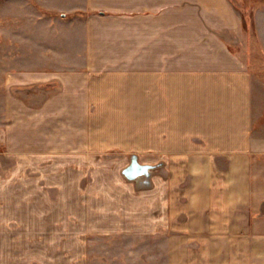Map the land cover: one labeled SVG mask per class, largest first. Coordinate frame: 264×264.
<instances>
[{
  "label": "crops",
  "instance_id": "0c3cea01",
  "mask_svg": "<svg viewBox=\"0 0 264 264\" xmlns=\"http://www.w3.org/2000/svg\"><path fill=\"white\" fill-rule=\"evenodd\" d=\"M57 2L84 62L23 74L59 91L32 116L41 147L18 153L44 158L38 177L0 184L2 264H264V130L243 12L233 0ZM62 123L71 147L48 148Z\"/></svg>",
  "mask_w": 264,
  "mask_h": 264
},
{
  "label": "rangeland",
  "instance_id": "374dc122",
  "mask_svg": "<svg viewBox=\"0 0 264 264\" xmlns=\"http://www.w3.org/2000/svg\"><path fill=\"white\" fill-rule=\"evenodd\" d=\"M233 1L243 12L249 28L255 129L264 130V0ZM62 9L57 0H0V184L15 179L28 180L30 176L38 177L35 176L38 173L32 171L36 168L31 167H36L44 158L32 155L21 160L18 153L41 147L40 127L35 123L37 118L32 116L40 111L47 98L59 91L54 79L47 80L53 76H35V83L24 84L23 74L78 70L84 62L80 55L77 56L83 51L81 29L73 27L71 14ZM100 110L94 109L95 113H101ZM147 111L150 113V109ZM47 126L49 130L52 126L57 127ZM133 126L129 124V127ZM55 130L50 133L52 136L48 140H44L48 142V148L53 142L68 147V135L73 126L62 123ZM57 133L62 140L57 141ZM56 159L55 156H48L46 161L55 164L59 161ZM16 164L19 169L12 172L10 166ZM1 188L0 193L4 191L8 194L7 187ZM21 189V195L22 191L30 193L33 190ZM9 192L13 193V189ZM6 239L8 236L0 235V264L8 255L1 246ZM10 239L17 248L23 249V236H11ZM10 254L22 257L24 252ZM21 257L17 258L18 262L22 261Z\"/></svg>",
  "mask_w": 264,
  "mask_h": 264
}]
</instances>
